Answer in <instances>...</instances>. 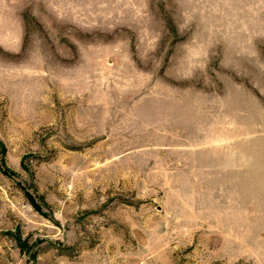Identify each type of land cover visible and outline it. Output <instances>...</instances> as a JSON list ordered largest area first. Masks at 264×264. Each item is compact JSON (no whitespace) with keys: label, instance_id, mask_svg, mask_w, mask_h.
Masks as SVG:
<instances>
[{"label":"rangeland","instance_id":"rangeland-1","mask_svg":"<svg viewBox=\"0 0 264 264\" xmlns=\"http://www.w3.org/2000/svg\"><path fill=\"white\" fill-rule=\"evenodd\" d=\"M0 264H264V0H0Z\"/></svg>","mask_w":264,"mask_h":264},{"label":"trees","instance_id":"trees-1","mask_svg":"<svg viewBox=\"0 0 264 264\" xmlns=\"http://www.w3.org/2000/svg\"><path fill=\"white\" fill-rule=\"evenodd\" d=\"M17 243H18L20 249L24 250L25 242L19 241V239H18Z\"/></svg>","mask_w":264,"mask_h":264}]
</instances>
